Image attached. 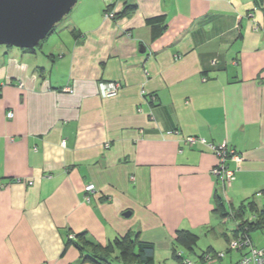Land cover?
<instances>
[{"label": "crops", "instance_id": "crops-1", "mask_svg": "<svg viewBox=\"0 0 264 264\" xmlns=\"http://www.w3.org/2000/svg\"><path fill=\"white\" fill-rule=\"evenodd\" d=\"M250 11L264 28V0H123L116 19L105 0H79L39 47L0 51V264H93L68 245L82 232L101 245L137 232L155 264H178L179 230H218L223 249L179 251L241 258L227 253L237 222L228 234L233 219L215 211L218 156L180 138L242 156L228 162V207L264 190V31ZM157 15L167 28L152 40ZM107 80L120 84L114 97L101 93ZM251 237L264 245V231Z\"/></svg>", "mask_w": 264, "mask_h": 264}, {"label": "trees", "instance_id": "trees-1", "mask_svg": "<svg viewBox=\"0 0 264 264\" xmlns=\"http://www.w3.org/2000/svg\"><path fill=\"white\" fill-rule=\"evenodd\" d=\"M120 15L121 12H117L114 19L118 18ZM147 24L151 26L152 29V40H156L167 28V17L166 15L150 17L147 19ZM55 28L56 27H54L49 34H51ZM218 183L220 184L219 188L221 190L217 192L215 198V211L218 212L220 217H228L237 222L233 238L241 235L242 237L249 238L251 242L255 244L251 237V233L258 230L264 231V205L260 206L256 200L258 195H264V190L244 200L237 206L231 205L228 207L224 193L227 194L229 189L226 190L219 181ZM233 238L229 239V241ZM198 241L199 236L197 234L188 230H179L175 240L176 244L172 252L175 261L178 264H185L187 258L184 257L182 253L179 254L180 251L178 247H184L189 252L194 253ZM70 244H74L79 249L83 261L93 264H155L154 244L140 239V234L137 232H130L125 236L117 237L106 245H101L93 241L88 237L87 232H82L77 234L75 239L71 237L68 241V245ZM228 251L232 250L229 248ZM208 254L215 257V253L213 255L212 252L208 250L201 255V259L205 261ZM217 254L219 257H222L219 255V252Z\"/></svg>", "mask_w": 264, "mask_h": 264}, {"label": "water", "instance_id": "water-1", "mask_svg": "<svg viewBox=\"0 0 264 264\" xmlns=\"http://www.w3.org/2000/svg\"><path fill=\"white\" fill-rule=\"evenodd\" d=\"M78 1L0 0V45L36 48L73 10Z\"/></svg>", "mask_w": 264, "mask_h": 264}, {"label": "built area", "instance_id": "built-area-1", "mask_svg": "<svg viewBox=\"0 0 264 264\" xmlns=\"http://www.w3.org/2000/svg\"><path fill=\"white\" fill-rule=\"evenodd\" d=\"M123 0H105V18L106 19H114L118 10V6L121 4ZM248 16L254 23V29L260 30L261 26L255 18L253 11L248 13ZM101 93L104 97H114L118 94L120 90V84L114 80L102 81L99 84ZM1 85H0V93H1ZM14 113L12 111L8 112V117L12 118ZM169 134H174L176 136L180 135L179 130H171L168 131ZM181 141L184 142L185 145L189 147H195L200 145L204 150L210 151L218 156L219 162L212 169V174L216 179L224 186L227 190L231 187L233 181L236 179V173L232 170L228 162L242 161V156L236 152V150L228 145L226 142L222 143H212L209 142L206 138L202 136H184L180 138ZM66 141H63L65 144ZM85 200L90 201V195L96 191V186L93 183H88L85 186ZM229 248L231 250H243L244 254L234 264H264V246L258 247L251 242V240L247 237H242L239 235L238 237L230 240ZM181 254V252H179ZM220 256H224V253H220ZM206 258H211V255L208 254ZM185 264H192L190 260L186 259Z\"/></svg>", "mask_w": 264, "mask_h": 264}, {"label": "rangeland", "instance_id": "rangeland-1", "mask_svg": "<svg viewBox=\"0 0 264 264\" xmlns=\"http://www.w3.org/2000/svg\"><path fill=\"white\" fill-rule=\"evenodd\" d=\"M263 31H264V28H263ZM36 47H39V46H36ZM16 48V47H15ZM2 49H11V46H6V45H0V51L2 50ZM260 199V198H259ZM261 201H263V203H264V197L263 198H261ZM235 205L237 206L238 205V203L237 202H235ZM235 223V221L234 220H231V222L229 223V224H227L226 226H225V228H224V230L226 231V232H229L228 234H231V225H233ZM260 234V231L259 232H256V233H254V234ZM212 243H214L215 244V246L218 248L217 250H220V249H223L224 248V246H226V240H225V238L223 237V236H221L220 234H219V231L217 230L215 233H208V235H202V237H201V239L199 240V242H198V248L199 249H206L210 244H212ZM229 243H230V241H228V247H229ZM258 246V245H257ZM264 246V245H263ZM263 246H258V247H263ZM184 250V253H185V255L186 256H188V257H186L188 260H190L191 261V263L192 264H201V259H200V257L199 256H196L197 254H191V253H188L185 249H183ZM197 251H198V249H197ZM224 251H226L225 249H224ZM233 252H235V251H239V250H232ZM232 251H229V252H227V253H231ZM198 252H200V251H198ZM222 254V253H224V256H225V252H219V254ZM213 255H214V253H212ZM224 256H222V257H219L218 256V254L217 253H215V257L213 256H211V258H208V259H206L205 261H210V263H207V264H218L219 262H218V259L219 258H223ZM217 259V260H215L214 262L212 261V259ZM213 259V260H214ZM240 260V259H239ZM236 263V262H235Z\"/></svg>", "mask_w": 264, "mask_h": 264}]
</instances>
